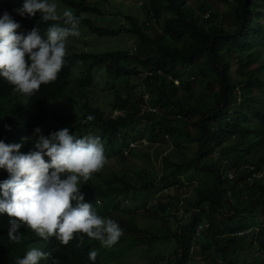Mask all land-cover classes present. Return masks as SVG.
Segmentation results:
<instances>
[{"label":"trees","instance_id":"trees-1","mask_svg":"<svg viewBox=\"0 0 264 264\" xmlns=\"http://www.w3.org/2000/svg\"><path fill=\"white\" fill-rule=\"evenodd\" d=\"M53 1L73 8L74 15L82 18L80 23L99 36L125 33L134 38L135 50L71 52L57 80L41 85L31 97L15 94L14 86L0 77V140L16 143L8 135H30L50 120L48 129L67 127L78 138L101 134L102 141L118 146L121 167L105 165L108 169L93 174L86 189L96 198L97 214L122 225L120 240L128 239L133 246L174 238L175 258L169 264H194L196 259L200 264H264V258L254 256V250L264 254V154H260L264 148V0H212V7L207 2L195 7L188 0H149V21L126 14L127 22L118 28L84 16L104 14L91 0ZM22 4L23 0H0V16L7 11L17 22L40 25V35L46 39L51 22H41L39 13L18 15L16 9ZM79 62L82 72L77 75ZM99 72L110 82L105 89L114 95L109 104L94 101ZM22 99L30 111L24 122L19 119ZM63 103L67 105L63 111L52 110ZM149 107H157L158 112ZM89 114L95 119L85 123ZM140 144L151 153L143 158L148 166L130 168L127 162L141 151ZM155 144L172 146L173 151L161 154ZM152 158L160 161L159 168L149 166ZM7 178L8 173L0 169V181ZM172 187L190 192L161 200L151 209L150 200ZM129 200L137 202L135 208ZM180 207L190 213L184 224ZM143 208L158 215L171 210L178 227L172 231L164 225L165 231L145 236L149 231L141 228L134 213ZM8 221L0 219V264H16V258L25 256L33 245L51 253L40 264H93L88 257L92 250L98 253L94 264L110 263L124 250L119 240L104 253L100 242L86 235L82 243L77 237L64 246L54 237L44 240L24 227L19 230L22 243L15 244L8 238ZM244 229L249 232L239 235Z\"/></svg>","mask_w":264,"mask_h":264},{"label":"clouds","instance_id":"clouds-1","mask_svg":"<svg viewBox=\"0 0 264 264\" xmlns=\"http://www.w3.org/2000/svg\"><path fill=\"white\" fill-rule=\"evenodd\" d=\"M57 8L58 5L49 0H23L22 6L16 9L22 17H33L39 13L41 22H51L46 39L40 35V25L20 19L17 22L7 11L0 16V77L14 86L15 94L31 97L39 92L41 85L55 82L69 54L66 47L68 38L81 34L82 18L71 10H65L61 15ZM208 15L206 12L205 16ZM64 105L67 106L63 103L52 110L63 111L59 107ZM149 109L158 112L157 107ZM19 110L20 121H26L30 111L23 99ZM94 119L89 114L84 122ZM52 123L50 120L47 125L36 127L30 135H8L7 139L13 138L16 143L0 140V169L8 173V178L0 181V219L9 218L8 238L12 243H22L19 230L24 227L41 239L54 237L64 246L77 237L82 243L86 235L99 241L102 247L111 249L119 242L123 229L116 221L97 214L94 207L96 198L86 189L87 181L102 171L108 162L103 141L93 135L78 138L70 134L67 127L57 131L45 127ZM67 123L64 120L63 124ZM5 127L10 130V126ZM185 185L186 182L182 186ZM189 192L186 190L181 195ZM171 199L169 196L166 201ZM179 212H182V217L184 214L190 216L183 207H180L178 215ZM248 232L249 229H244L238 234ZM30 247L32 249L25 256L16 258V264H40L41 260L49 259L51 253L46 247ZM97 255L95 250L88 253L93 264ZM254 256L264 258L259 250Z\"/></svg>","mask_w":264,"mask_h":264},{"label":"rangeland","instance_id":"rangeland-1","mask_svg":"<svg viewBox=\"0 0 264 264\" xmlns=\"http://www.w3.org/2000/svg\"><path fill=\"white\" fill-rule=\"evenodd\" d=\"M94 3H97V5L104 11L103 15H96L93 13H85L84 16L90 18L94 22H96L99 25H104V26H109L113 28H118L123 24L124 22H127L125 17L126 14H132L137 17H139L142 20H147L149 21V16H148V11H149V0H91ZM50 3H56L58 5L57 11L59 14L62 15V13L65 10H71L74 14L75 11L73 8L66 6L62 4L59 1H53L49 0ZM207 2L210 7H212L213 1L212 0H188V3L190 5H193L195 7H198L201 3ZM216 8L218 7L219 9L223 8L222 4H216ZM225 8V6H224ZM264 21V18L261 19ZM150 23V22H149ZM153 25V21H151V26ZM150 26V25H149ZM150 26V27H151ZM80 30V36L79 37H72L70 36L66 42V47H67V52L71 53L74 51L80 52V51H95V52H107V51H117V50H122V49H127V50H135V46L137 43H135L134 38H130L128 35L125 33L120 34L116 37H110V36H99L92 31H90L85 25L80 23L79 26ZM151 32V29H149ZM82 62H79L77 64L75 74L80 75L82 72ZM196 65H193L192 68H195ZM97 68H100L98 66ZM103 72H99L96 77H95V83L94 86L96 88V95L94 97V101L97 104H101L103 102H107L108 104L112 102L113 96L108 93V91H105L106 88L110 86V82L105 79L104 75L102 74ZM132 83H137L136 79L131 80ZM140 90H143V86L140 88ZM123 92H125V89H123ZM66 100H63L64 102ZM60 102V103H62ZM61 110H64V106L59 107ZM81 107H76V110H80ZM118 111V110H115ZM117 112H115L116 114ZM183 120V118L181 119ZM184 122V121H182ZM179 121V123H182ZM251 122H255V120H252ZM146 128L145 123L141 126H139V129L143 131V129ZM96 136V135H93ZM101 137V134H100ZM140 143V142H139ZM138 143V144H139ZM104 148H105V155L107 157V166L119 170L121 167L120 164V158L118 155V146L116 148H113L111 145L107 144V141L104 139L103 140ZM155 147L158 148L159 152L161 154H166L170 151H173L172 146H166L163 144H155ZM147 147L144 145H139L138 146V151L137 154H133V159L132 162L128 161L127 164L131 168L134 166L138 165H146V159H143L144 157L151 156V153L146 150ZM146 153V156H144V153ZM191 152L193 153V148L191 147ZM174 154V152H173ZM260 154H264V148L260 151ZM153 163L150 164L149 166H155V168L160 167V161L155 160L152 158ZM108 169L106 166H104V169ZM105 169V170H106ZM98 178V177H96ZM196 183V181H194ZM182 186V185H181ZM183 192V190H177L175 188H170L165 191L160 192L157 194L153 200L150 201V208H156L155 204H157L154 200H159V201H166L169 196H174V195H180ZM129 206H132V208H135V205L137 204L136 201L129 200L128 202ZM137 218V221L140 223V226L142 227L143 230L149 231L144 232V235H149L152 237L155 234H159L163 231H165L166 228H164L166 225L171 226V230L175 231L178 223L175 222V218L170 216L172 214V211L167 210L165 213H159L155 214L153 210H150L148 208H143L142 209H136L134 212ZM179 217H182V212H179ZM104 219H110L109 217H106ZM167 219V223H164V220ZM181 224H184L185 222H188L190 219L189 214H184L183 217L181 218ZM165 225V226H164ZM123 229V227H122ZM169 229V228H168ZM155 240L154 243L152 242H145V243H137L135 245H131V242L128 239L125 240H120L119 245L121 246L124 250H122V253L119 255L118 259H114L110 261V263H105L103 264H169L172 260H174L175 255L174 249L176 246V241L174 238L169 239V240H161L157 241ZM105 248V247H103ZM109 252L108 248H105L102 250V252ZM256 250H254L255 254ZM106 258L103 257L102 260H105ZM197 263L200 264L199 259H196ZM122 261V262H121ZM194 263V264H197Z\"/></svg>","mask_w":264,"mask_h":264},{"label":"built area","instance_id":"built-area-1","mask_svg":"<svg viewBox=\"0 0 264 264\" xmlns=\"http://www.w3.org/2000/svg\"><path fill=\"white\" fill-rule=\"evenodd\" d=\"M151 110L156 111L157 109H156V108H151ZM232 176H233V174H232V173H229V177H232ZM202 229H203V224H201V225L199 226L198 234L201 233V230H202ZM241 233H243V232H241Z\"/></svg>","mask_w":264,"mask_h":264},{"label":"crops","instance_id":"crops-1","mask_svg":"<svg viewBox=\"0 0 264 264\" xmlns=\"http://www.w3.org/2000/svg\"><path fill=\"white\" fill-rule=\"evenodd\" d=\"M114 215H112V217H113ZM116 217V216H115ZM116 218H118V217H116ZM111 219V218H110ZM118 224H120V223H118ZM121 225V224H120ZM121 227H122V225H121Z\"/></svg>","mask_w":264,"mask_h":264}]
</instances>
